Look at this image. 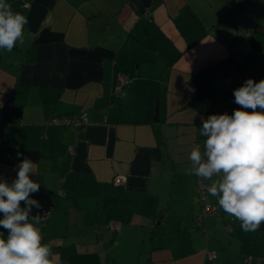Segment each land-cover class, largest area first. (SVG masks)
Returning <instances> with one entry per match:
<instances>
[{"label":"crops","instance_id":"crops-1","mask_svg":"<svg viewBox=\"0 0 264 264\" xmlns=\"http://www.w3.org/2000/svg\"><path fill=\"white\" fill-rule=\"evenodd\" d=\"M6 2L28 24L0 49V179L34 162L31 214L50 208L59 264H264V222L243 231L209 194L220 219L199 226L188 174L201 117L231 115L242 80L264 79V0ZM81 113L84 129L52 123Z\"/></svg>","mask_w":264,"mask_h":264},{"label":"clouds","instance_id":"clouds-1","mask_svg":"<svg viewBox=\"0 0 264 264\" xmlns=\"http://www.w3.org/2000/svg\"><path fill=\"white\" fill-rule=\"evenodd\" d=\"M28 19L0 0V49L11 52L23 44ZM240 107L232 114L201 117L203 144H195L189 155V175L211 181L208 193L217 198L225 213L238 219L245 232H255L264 222V79L248 78L233 90ZM16 178L0 179V264H59L51 243H42L37 225L41 217L32 215L40 203L31 194L40 184L31 179L36 165L24 158L17 166ZM23 202L24 206H21Z\"/></svg>","mask_w":264,"mask_h":264},{"label":"built area","instance_id":"built-area-1","mask_svg":"<svg viewBox=\"0 0 264 264\" xmlns=\"http://www.w3.org/2000/svg\"><path fill=\"white\" fill-rule=\"evenodd\" d=\"M255 1V0H254ZM28 4L25 3L24 6H27ZM245 79L242 80L240 83L239 87L243 85ZM127 80L123 77V75L118 74L115 83L113 84L112 88V96L114 97H120L123 95V87L127 84ZM226 84V88H230L231 83L229 79H226L224 81ZM229 102L234 103V96L229 97ZM9 105V104H8ZM2 118H3V112H0V132L2 130ZM86 113H81L79 117L77 118H72V117H62V118H54L52 120L53 124H62L64 126H71L75 128L76 130L84 129L86 125ZM2 140V137L0 135V142ZM204 144V142H203ZM117 180H120V178H117ZM209 187L208 181H204L201 178L197 177L196 180V195L200 204V212L197 216V224L199 226H202L204 221L208 218H211L215 221H218L220 219V213L219 210L217 209L216 205H214L209 197V193L207 191V188ZM51 210L50 208H42L40 211V225L37 227H40L41 230L42 228L46 225V222L50 216ZM110 229L113 232L119 231L121 227V223L118 221H111L110 222ZM226 229L230 230V225H226ZM206 257L208 260H214L216 258L215 252H207Z\"/></svg>","mask_w":264,"mask_h":264},{"label":"water","instance_id":"water-1","mask_svg":"<svg viewBox=\"0 0 264 264\" xmlns=\"http://www.w3.org/2000/svg\"><path fill=\"white\" fill-rule=\"evenodd\" d=\"M154 116H155V118H156V116H157V108H156V110H155V115H154Z\"/></svg>","mask_w":264,"mask_h":264},{"label":"trees","instance_id":"trees-1","mask_svg":"<svg viewBox=\"0 0 264 264\" xmlns=\"http://www.w3.org/2000/svg\"><path fill=\"white\" fill-rule=\"evenodd\" d=\"M23 4H25V3H23ZM23 4H22V5H23Z\"/></svg>","mask_w":264,"mask_h":264}]
</instances>
